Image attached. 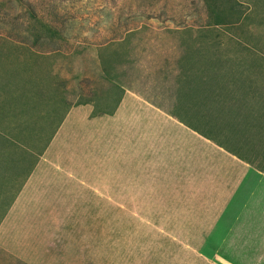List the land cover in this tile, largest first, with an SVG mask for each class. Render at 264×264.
<instances>
[{"label":"rangeland","instance_id":"rangeland-1","mask_svg":"<svg viewBox=\"0 0 264 264\" xmlns=\"http://www.w3.org/2000/svg\"><path fill=\"white\" fill-rule=\"evenodd\" d=\"M239 67L264 68V0H0V177L95 183L102 246H189V219L146 244L109 198L164 216L201 201L174 119L213 107Z\"/></svg>","mask_w":264,"mask_h":264},{"label":"crops","instance_id":"crops-1","mask_svg":"<svg viewBox=\"0 0 264 264\" xmlns=\"http://www.w3.org/2000/svg\"><path fill=\"white\" fill-rule=\"evenodd\" d=\"M232 73L229 90L213 94V107L174 119L188 129L191 186L201 201L164 216L135 212L131 190L125 202L109 198L124 206L121 224L131 235L136 218L146 244L151 225L175 235L189 219V246H138L128 236L125 246H102L109 224L100 221L103 197L95 183L0 177V264H264V68ZM166 218L173 226H164Z\"/></svg>","mask_w":264,"mask_h":264},{"label":"trees","instance_id":"trees-1","mask_svg":"<svg viewBox=\"0 0 264 264\" xmlns=\"http://www.w3.org/2000/svg\"><path fill=\"white\" fill-rule=\"evenodd\" d=\"M136 29H138V28H134V29H132L131 32L134 31V30H136ZM32 45H33V44H32ZM44 45H45V46H43L44 50L48 49L47 44H44ZM209 97H210V96H206L205 94H203V95H202V98H201V101H202V100H206V99H208ZM204 110H205V109H202L201 112H200V114L203 113Z\"/></svg>","mask_w":264,"mask_h":264}]
</instances>
